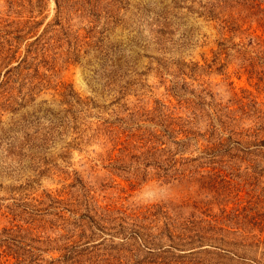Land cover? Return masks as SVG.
Returning a JSON list of instances; mask_svg holds the SVG:
<instances>
[{
  "label": "rangeland",
  "instance_id": "374dc122",
  "mask_svg": "<svg viewBox=\"0 0 264 264\" xmlns=\"http://www.w3.org/2000/svg\"><path fill=\"white\" fill-rule=\"evenodd\" d=\"M0 264H264V0H0Z\"/></svg>",
  "mask_w": 264,
  "mask_h": 264
}]
</instances>
